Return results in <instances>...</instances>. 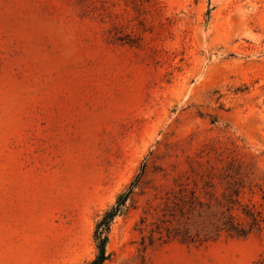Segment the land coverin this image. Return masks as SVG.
<instances>
[{
  "label": "rangeland",
  "instance_id": "374dc122",
  "mask_svg": "<svg viewBox=\"0 0 264 264\" xmlns=\"http://www.w3.org/2000/svg\"><path fill=\"white\" fill-rule=\"evenodd\" d=\"M138 175L103 264L264 254V223L164 237L179 189L205 182L240 191L239 220L264 214V0H0V264L90 263Z\"/></svg>",
  "mask_w": 264,
  "mask_h": 264
},
{
  "label": "trees",
  "instance_id": "16d2710c",
  "mask_svg": "<svg viewBox=\"0 0 264 264\" xmlns=\"http://www.w3.org/2000/svg\"><path fill=\"white\" fill-rule=\"evenodd\" d=\"M138 177L139 175L117 198L114 206L106 211L97 222L93 235L97 254L88 264H103L108 259L106 244L110 225L116 216L122 214ZM210 189L209 182H205L202 188L194 185V188L190 190L179 189L178 196L174 197V201L171 202L172 211H177L178 216L170 214L178 226L173 230H165L166 241L177 240L187 245H202L216 240L222 234L230 238H245L253 231L259 230L261 224L264 223L262 211L242 208L240 212L242 221L234 215L237 211L235 207L240 204L239 190L227 188L217 196ZM161 239L162 237L159 240ZM253 264H264V254Z\"/></svg>",
  "mask_w": 264,
  "mask_h": 264
}]
</instances>
